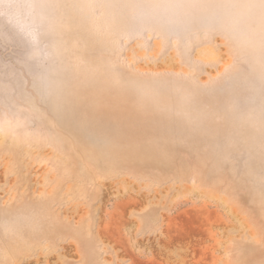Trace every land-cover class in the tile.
<instances>
[{
	"label": "rangeland",
	"instance_id": "rangeland-1",
	"mask_svg": "<svg viewBox=\"0 0 264 264\" xmlns=\"http://www.w3.org/2000/svg\"><path fill=\"white\" fill-rule=\"evenodd\" d=\"M0 264H264V0H0Z\"/></svg>",
	"mask_w": 264,
	"mask_h": 264
}]
</instances>
